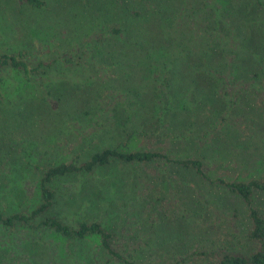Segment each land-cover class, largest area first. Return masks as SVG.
Masks as SVG:
<instances>
[{
	"label": "rangeland",
	"instance_id": "rangeland-1",
	"mask_svg": "<svg viewBox=\"0 0 264 264\" xmlns=\"http://www.w3.org/2000/svg\"><path fill=\"white\" fill-rule=\"evenodd\" d=\"M40 1L43 5L33 8L23 0H0V53L21 52L29 68L38 62L44 68L50 65L29 80L24 74L0 72V212L30 211L39 201L37 184L45 168L81 163L92 151L118 144L127 152L157 150L172 158L197 157L211 179L245 181L264 173V132L255 136L249 131L253 142L226 149L221 140L185 142L155 128L154 133L145 129L127 140L111 128L113 117L150 115L169 101L152 97L163 98L164 89L156 84L153 91L142 78L144 65L154 57L128 53L122 59L110 54L105 60L96 51L100 35L121 39L111 35L109 27L125 30V41L136 35L145 41L154 38L155 15L132 14L142 11V1ZM167 1L173 9L168 16L175 19L168 27L173 39L180 34L182 4ZM122 61L128 71L119 70ZM50 188L53 204L45 216H56L71 227L100 222L112 234V248L127 262L214 264L224 253L254 249L245 237L246 212L236 196L163 161L69 175L53 180ZM252 203L264 218V193H255ZM33 224L31 230L18 224L10 230L0 227V250L7 255L3 259L0 253L2 264H126L109 259L96 239L57 240Z\"/></svg>",
	"mask_w": 264,
	"mask_h": 264
},
{
	"label": "trees",
	"instance_id": "trees-1",
	"mask_svg": "<svg viewBox=\"0 0 264 264\" xmlns=\"http://www.w3.org/2000/svg\"><path fill=\"white\" fill-rule=\"evenodd\" d=\"M23 1L33 8L43 5L40 0ZM140 1L143 2L142 11L132 14L155 15L157 31L152 36L154 38L145 41L136 35L133 41H125V38L122 39L128 36L125 30L109 27V33L121 39L100 35L96 39L99 45L96 51L106 56L105 60L110 54L121 55L122 59L128 53L154 57L151 63L144 65L142 78L147 88L154 91V85L158 84L164 89L163 98L152 97L169 101L150 115L113 117L110 125L114 128L108 126V129H118L129 140L133 134H144L145 129H152L154 133L155 128L165 137L171 135L185 142L207 141L209 138L216 142L221 140L226 149H231L232 145L240 148L253 142L254 137L249 131H253L255 136L264 132V0H181L182 25L177 30L180 34L173 39L168 36V29L175 19L168 16L173 10L168 1ZM116 40L119 43H114ZM23 58L19 51L15 54L0 53V72L9 71L18 76L24 74L29 80L34 73L38 76L50 66L46 63L44 68L45 65L38 62L29 68ZM56 62L57 59L54 60ZM123 64L124 61L119 70L128 71V65ZM2 81L4 79L0 77ZM128 81L129 75L124 78L125 83ZM138 96L135 95V98ZM254 97L257 100L252 99ZM142 111L146 109L142 108ZM111 112L115 113V108ZM86 156L81 163L70 161L45 168L37 184L38 203L27 213L0 212V227L10 230L18 224L24 230H31L33 222L37 221L33 225L50 232L53 239L69 242L96 239L109 259L134 264L127 262L112 248V234L100 222H80L71 227L56 216H45L54 198L50 184L69 175H91L111 165H148L163 161L166 165L191 171L207 183L219 185L236 196L245 209V237L254 249L247 254L224 253L214 264H264V218L252 203L255 193H264V173L245 181L211 179L204 173L203 162L197 157L172 158L157 150L127 152L121 150V144L92 151ZM0 253L3 254L2 250ZM5 256L3 254V259ZM44 260L45 257L41 258V261ZM35 262L33 260L32 264H38Z\"/></svg>",
	"mask_w": 264,
	"mask_h": 264
}]
</instances>
